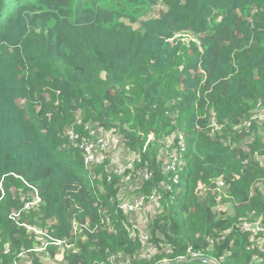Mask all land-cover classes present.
<instances>
[{"label": "trees", "instance_id": "trees-1", "mask_svg": "<svg viewBox=\"0 0 264 264\" xmlns=\"http://www.w3.org/2000/svg\"><path fill=\"white\" fill-rule=\"evenodd\" d=\"M46 262L264 264V0H0V264Z\"/></svg>", "mask_w": 264, "mask_h": 264}, {"label": "rangeland", "instance_id": "rangeland-1", "mask_svg": "<svg viewBox=\"0 0 264 264\" xmlns=\"http://www.w3.org/2000/svg\"><path fill=\"white\" fill-rule=\"evenodd\" d=\"M21 102V101H20ZM95 147V145H93V148ZM92 150V149H91ZM90 150V151H91ZM106 152H103V154ZM92 154L95 155L98 159L101 158V154L100 151L97 152H93ZM110 156L113 159V164L112 167L117 168H121L124 169V164H123V159L124 156H121V152H114L112 155L110 154ZM65 160H68L67 158H64ZM102 159V158H101ZM99 159V161L101 160ZM79 173H82V171L78 168L77 169ZM125 203H131L129 200H126ZM156 211V205L154 202L148 203L145 208L141 211H139L137 213V215H134V220H136V225L137 227L140 229V231H144V227H145V222H144V217H150L151 215H153ZM46 247V245H41V247L39 248V251H45L44 248ZM144 254L148 255V257L154 256L156 254V250L152 247V246H148L146 244L145 250L143 252ZM47 264H50L49 262H46Z\"/></svg>", "mask_w": 264, "mask_h": 264}, {"label": "built area", "instance_id": "built-area-1", "mask_svg": "<svg viewBox=\"0 0 264 264\" xmlns=\"http://www.w3.org/2000/svg\"><path fill=\"white\" fill-rule=\"evenodd\" d=\"M107 145V143L105 141H99V146L101 149H105V146ZM93 150V145H89L87 148H86V151L89 155L88 157V160H93V154H92V150ZM91 150V151H90ZM175 181H177V177L175 179ZM147 204H145V198L141 197V198H138L135 202L133 203H128V204H125L124 207H127L130 211L134 212L135 210H138L140 208H144ZM56 244L60 245L61 242H55ZM161 264H168V262H163Z\"/></svg>", "mask_w": 264, "mask_h": 264}]
</instances>
